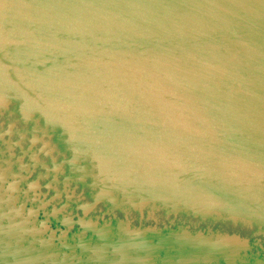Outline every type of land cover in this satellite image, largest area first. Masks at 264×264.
Masks as SVG:
<instances>
[{
    "label": "water",
    "instance_id": "1",
    "mask_svg": "<svg viewBox=\"0 0 264 264\" xmlns=\"http://www.w3.org/2000/svg\"><path fill=\"white\" fill-rule=\"evenodd\" d=\"M2 120L47 161L0 151V264H91L102 226L47 212H133L151 264L160 214L264 237V0H0Z\"/></svg>",
    "mask_w": 264,
    "mask_h": 264
},
{
    "label": "flooded vegetation",
    "instance_id": "2",
    "mask_svg": "<svg viewBox=\"0 0 264 264\" xmlns=\"http://www.w3.org/2000/svg\"><path fill=\"white\" fill-rule=\"evenodd\" d=\"M9 124L8 121H0V151H5L6 142L12 144V153L4 152L3 159H8L11 162L13 169H16L18 165L28 166L32 170V165H34V170L31 172L30 177L27 181H33L37 177V173L41 172L42 169L36 162L42 161V155L38 151L39 145L31 147L30 150L27 147L30 145L29 139L31 138L28 134H25L23 138L14 134L11 137H8L4 131L6 126ZM19 127V125L17 126ZM16 140H20L21 147L13 145ZM26 150L27 153H24ZM28 150V151H27ZM1 158V159H2ZM47 161V159H43ZM39 184H42L39 181ZM66 194V203L69 205L71 203H76V198L73 199V195ZM58 201L61 200L60 197L55 198ZM69 200V201H68ZM38 220H47L46 223L50 228L55 226L61 227V223L73 224L74 229H79L78 224H75L78 219L86 222L94 223L96 222L98 227L102 226L103 240L101 244V260L98 264H137L136 261H133V256L135 257L137 253H133V248L129 251L127 261H123V254L118 250L117 245L112 243L118 240V236L123 234H133V224L137 225L138 217H136L133 222V212L123 214L120 212L114 213H87L82 215L80 212H47L44 216L40 213L37 217ZM145 219V214L142 216L141 220ZM145 225H156V231L159 232L161 236H166L169 231H176L179 234L185 235L188 238H202L209 240H215L218 235L220 236H230L234 238L238 243L236 244V255L234 256V264H264V237L256 232L254 227H245L241 225H232L230 223H219V224H202L197 221L195 218L177 216L165 217L163 214H160L154 217L148 222H143ZM165 229L163 226H169ZM136 230V229H135ZM143 230L139 229V231ZM73 231V230H72ZM58 236V233L55 234ZM69 236V233L67 234ZM90 236L89 233L85 234V239ZM111 242V243H109ZM92 245H87L86 248L91 247ZM175 249V248H174ZM183 253L188 252L187 249H183ZM180 252V251H179ZM190 253V252H189ZM87 256H89V250H86ZM152 262L153 264H225L222 258H218L216 254H205V259L198 260L196 263L195 260L186 261L183 259L178 251L173 249L166 248L165 245H162L159 250L152 251ZM126 256V255H124ZM199 257L200 253L198 254ZM169 258V259H168ZM167 259V260H166Z\"/></svg>",
    "mask_w": 264,
    "mask_h": 264
},
{
    "label": "bare ground",
    "instance_id": "3",
    "mask_svg": "<svg viewBox=\"0 0 264 264\" xmlns=\"http://www.w3.org/2000/svg\"><path fill=\"white\" fill-rule=\"evenodd\" d=\"M33 168L29 172H32L34 170V165H32ZM65 191V190H64ZM66 192V191H65ZM59 196H56L54 198H58ZM69 201V200H68ZM68 204H64L61 207V210H64L68 208ZM151 233H144V234H139V235H133L132 233L130 234H123L121 236H118L117 240V248L122 252V258L123 261H127L128 259V254L130 253L129 251L133 248V244L137 243L139 246L136 247L137 249L140 250H151V243L149 241ZM103 237L101 238V241L103 240ZM103 242H100L99 244H94L89 248H86V250H89V256L88 260L91 262V264H98L101 260V244ZM159 244L165 245L167 247H173L175 249H180V248H189L191 252L197 253V252H206L208 255L213 254L214 252H220L224 251L226 255L228 256V259L233 260V254L234 250L236 248V243L228 240H209V239H204V238H188L185 235L179 234L176 235L175 237H166L162 238L159 240ZM134 250V249H133ZM146 251L139 252L135 258L141 260L144 262V264H151V260L149 257H146ZM151 253V252H149ZM126 255V256H124ZM145 256V257H144ZM188 256H186L187 258ZM134 258V256H133ZM149 259V260H148ZM148 260V261H147ZM128 264V263H124Z\"/></svg>",
    "mask_w": 264,
    "mask_h": 264
}]
</instances>
